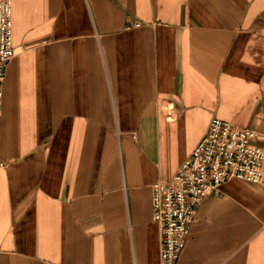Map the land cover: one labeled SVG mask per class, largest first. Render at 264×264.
Masks as SVG:
<instances>
[{"label": "crops", "instance_id": "obj_1", "mask_svg": "<svg viewBox=\"0 0 264 264\" xmlns=\"http://www.w3.org/2000/svg\"><path fill=\"white\" fill-rule=\"evenodd\" d=\"M12 43L0 264H161L152 183L213 116L264 148V0H13ZM176 264H264V181L206 195Z\"/></svg>", "mask_w": 264, "mask_h": 264}, {"label": "built area", "instance_id": "obj_2", "mask_svg": "<svg viewBox=\"0 0 264 264\" xmlns=\"http://www.w3.org/2000/svg\"><path fill=\"white\" fill-rule=\"evenodd\" d=\"M13 0H0V113L12 43ZM262 133L213 116L206 133L169 181L152 183L153 219L160 229L161 264H176L185 247L198 204L230 178L264 181Z\"/></svg>", "mask_w": 264, "mask_h": 264}]
</instances>
